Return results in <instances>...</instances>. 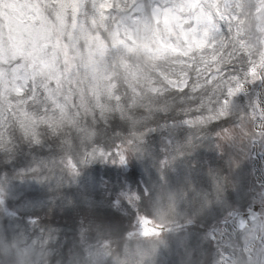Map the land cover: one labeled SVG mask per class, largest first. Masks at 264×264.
<instances>
[{
    "label": "clouds",
    "instance_id": "obj_1",
    "mask_svg": "<svg viewBox=\"0 0 264 264\" xmlns=\"http://www.w3.org/2000/svg\"><path fill=\"white\" fill-rule=\"evenodd\" d=\"M0 264H264V0H0Z\"/></svg>",
    "mask_w": 264,
    "mask_h": 264
}]
</instances>
